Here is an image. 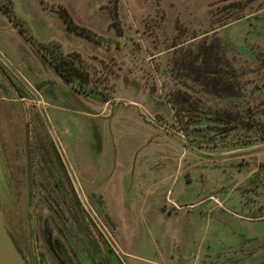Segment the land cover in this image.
Masks as SVG:
<instances>
[{"label": "rangeland", "instance_id": "rangeland-1", "mask_svg": "<svg viewBox=\"0 0 264 264\" xmlns=\"http://www.w3.org/2000/svg\"><path fill=\"white\" fill-rule=\"evenodd\" d=\"M217 1L0 0V72L24 120L34 106L84 238L51 216L50 193V210L33 211L50 219L37 264L82 263L85 238L122 264H264V0H238L242 17L223 28L209 23ZM215 42L240 75L236 96L207 93L176 61ZM181 92L192 107L177 124L168 102ZM228 110L231 123L216 121ZM0 178L5 227L29 260L12 169Z\"/></svg>", "mask_w": 264, "mask_h": 264}, {"label": "flooded vegetation", "instance_id": "flooded-vegetation-1", "mask_svg": "<svg viewBox=\"0 0 264 264\" xmlns=\"http://www.w3.org/2000/svg\"><path fill=\"white\" fill-rule=\"evenodd\" d=\"M4 85H6L13 94L15 102L18 104L24 101V97L19 95L17 89L6 80L4 75L0 72V90L3 91ZM27 102V101H25ZM29 104V102H28ZM19 108V107H18ZM26 109H30L32 111V118L29 120H24L23 115V106L22 109L19 110V118L11 119L10 116L11 111H9L10 107H8V111L6 106L1 103L0 112L4 110V115L0 114V168L1 165L7 167L9 166L12 169L13 174V183H14V197L16 202L13 203L14 213L17 215L18 211L21 210L22 201L24 202L23 212L25 213L27 229L28 233V243L29 239H32V248L33 252H35L36 245L39 242L44 243L41 238L43 232H45L46 224L48 223V216L43 215H34L36 209L45 208L49 202L50 193H53L56 197L53 200V203L56 205L58 202L59 207L53 208L54 210H50V207L47 208L50 210L49 212L55 217H58V214L62 218V222L60 220V224L64 225L67 229V233L69 237H72V240H76L78 243H82L83 237L79 235L80 238L75 237V233L80 234V219L77 214V200L74 196L71 186L68 182L66 174L63 170L64 177L60 170V166L58 161V157L54 151L52 152V146L49 138L46 136L44 132L40 130V122L39 117L36 115L34 106L30 105L25 107ZM5 117V118H3ZM26 147L28 153V161L26 154ZM29 166V173L27 172V167ZM62 178H61V176ZM62 179L65 181L62 182ZM1 181V178H0ZM63 184V185H62ZM13 186V185H12ZM24 188V190H23ZM57 203V204H58ZM23 207V205H22ZM54 207V206H52ZM29 208V221L27 218ZM1 209V204H0ZM56 209V210H55ZM57 210L59 213H57ZM50 216V217H51ZM75 216V217H74ZM3 218V217H2ZM70 221L74 224V228H78L77 232H72V226H68L67 221ZM4 221V218H3ZM4 221V226H5ZM56 227V226H55ZM57 229V227H56ZM9 233V231H8ZM73 234L74 237L71 235ZM87 234V233H86ZM10 235V234H9ZM10 238L16 247V250L24 260L26 264H35L36 263V253H34L27 260L19 246L13 241L11 235ZM63 238V237H62ZM87 239L89 244V253L94 251L93 255L88 258H85L84 254L82 257L85 259L82 260V263L77 264H122L115 256L112 254H104V252L97 246V242ZM72 242V241H71ZM102 245L103 242L101 241ZM93 245L98 248V253H96ZM30 248V246H29ZM91 248V249H90ZM31 252V249H30ZM55 253V252H54ZM74 256L78 253L77 251H73ZM99 254L100 257H97ZM70 258L73 254L69 255ZM93 256V257H92ZM73 264H76L75 259L71 260ZM37 264V263H36Z\"/></svg>", "mask_w": 264, "mask_h": 264}, {"label": "trees", "instance_id": "trees-1", "mask_svg": "<svg viewBox=\"0 0 264 264\" xmlns=\"http://www.w3.org/2000/svg\"><path fill=\"white\" fill-rule=\"evenodd\" d=\"M219 6L218 11L222 14L223 16L218 17L216 20L213 19V14L210 10L207 11L209 15V23L210 24H216L217 28H223L226 25L239 20L241 16V10L246 6V2L244 1H234V0H220L217 1L216 3H212L210 5H218ZM62 17L64 18V21L67 24V27L72 29L73 26L70 25L66 15L62 11ZM175 47V46H173ZM197 52L194 53V51L187 50L185 54H183L181 57H178L176 61L178 60L179 64L182 65L181 67L185 70V73L188 75L192 76V81L198 82L201 86L204 84V90L211 94L216 96L217 98L220 97H233L238 95V92H240V87L236 84V81H238V78H240V75L238 72L235 71L234 67L230 63L228 59L224 56V53L220 49V45L215 42V43H210V44H205L202 43L200 46L196 48ZM214 52H219L222 57L221 60H223V65L227 69L221 70L217 67V62L218 59L216 55L212 53ZM219 54V55H220ZM174 61V60H173ZM261 63L259 66V69H261V66L264 64V56L262 59H260ZM173 64V63H172ZM55 70L59 71L62 73V69L55 65ZM216 75H218V78H214ZM235 78V82H234ZM180 95V96H179ZM176 97H172V101L168 102L170 104V108L172 110V115L174 117L175 122L178 124V118L180 112L184 111L183 107H187L188 109H191L192 105L189 102L188 99H186L184 96L186 95L185 93H179ZM179 100V101H178ZM177 105H183L182 107L179 108V111L177 112ZM185 111L188 112V110L185 109ZM229 111H216L214 115H218V119L216 121H222L225 123H231V118L229 117ZM245 112L248 111V108L244 110ZM202 113V112H201ZM196 115V114H194ZM178 119V120H177ZM248 123V122H247ZM52 152L54 153V150L52 148ZM55 154V153H54ZM60 166V170L62 172L63 177L65 176L63 173L62 166L60 165L59 160L57 161ZM6 228V227H5ZM7 231V229H6ZM8 233V231H7ZM9 234V233H8ZM10 236V235H9ZM14 244V243H13ZM96 253H98V248L93 245ZM16 248V247H15ZM94 253V251H93Z\"/></svg>", "mask_w": 264, "mask_h": 264}, {"label": "water", "instance_id": "water-1", "mask_svg": "<svg viewBox=\"0 0 264 264\" xmlns=\"http://www.w3.org/2000/svg\"><path fill=\"white\" fill-rule=\"evenodd\" d=\"M27 161H28V153L26 147ZM27 172L29 173V166L27 167ZM29 208H28V221H29ZM29 246L31 249V253L33 252L32 248V239H29ZM34 253H32L33 255ZM0 264H26L18 251L16 250L9 234L6 231L4 226L2 212L0 209Z\"/></svg>", "mask_w": 264, "mask_h": 264}, {"label": "crops", "instance_id": "crops-1", "mask_svg": "<svg viewBox=\"0 0 264 264\" xmlns=\"http://www.w3.org/2000/svg\"><path fill=\"white\" fill-rule=\"evenodd\" d=\"M1 103L6 106L7 111H8V107H10L9 111H11V113H10V116L12 117L11 119L19 118L18 117L19 116V110H18L19 108L17 106L18 103L15 102L12 92L10 91V89L6 85H4L3 91L0 90V105H1ZM7 111L4 112V110H2L0 112V114L4 115V114H2V112L8 114L9 112H7ZM3 118H5V117H3Z\"/></svg>", "mask_w": 264, "mask_h": 264}]
</instances>
